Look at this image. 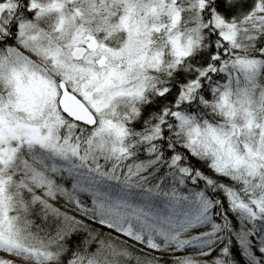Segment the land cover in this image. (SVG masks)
<instances>
[{
	"label": "snow or ice",
	"instance_id": "snow-or-ice-1",
	"mask_svg": "<svg viewBox=\"0 0 264 264\" xmlns=\"http://www.w3.org/2000/svg\"><path fill=\"white\" fill-rule=\"evenodd\" d=\"M121 2L0 0V264H264V0Z\"/></svg>",
	"mask_w": 264,
	"mask_h": 264
},
{
	"label": "rangeland",
	"instance_id": "rangeland-1",
	"mask_svg": "<svg viewBox=\"0 0 264 264\" xmlns=\"http://www.w3.org/2000/svg\"><path fill=\"white\" fill-rule=\"evenodd\" d=\"M127 3H131V0H126ZM91 4L94 6L92 7V11L90 12L89 16L86 17V25H94L96 28V32L100 33L101 29H104L102 33L103 37H109L113 39L112 46L116 45H123L127 39L125 33H121L118 31L120 27L124 25L118 19H115L116 14L121 12L124 7L125 3H122L121 0H91ZM136 15H139V11L137 10ZM75 28L69 27L62 35V43L68 44L72 39V33L75 32ZM97 33V34H98ZM104 40V39H103ZM101 43L102 40L100 38ZM49 70L50 74L52 73L53 64L51 61L43 60L41 61ZM71 92V89H70Z\"/></svg>",
	"mask_w": 264,
	"mask_h": 264
},
{
	"label": "trees",
	"instance_id": "trees-1",
	"mask_svg": "<svg viewBox=\"0 0 264 264\" xmlns=\"http://www.w3.org/2000/svg\"><path fill=\"white\" fill-rule=\"evenodd\" d=\"M86 27H90L93 33H98V32H96V28L94 27V25L91 24V25H88ZM98 34H100V33H98ZM99 38H101L102 42H104V40L107 39L109 44H111V45L113 44V39L109 38L108 36L107 37H103L102 34H101Z\"/></svg>",
	"mask_w": 264,
	"mask_h": 264
},
{
	"label": "water",
	"instance_id": "water-1",
	"mask_svg": "<svg viewBox=\"0 0 264 264\" xmlns=\"http://www.w3.org/2000/svg\"><path fill=\"white\" fill-rule=\"evenodd\" d=\"M74 99H75V98H73V97H72L71 99H69V103L74 102Z\"/></svg>",
	"mask_w": 264,
	"mask_h": 264
}]
</instances>
